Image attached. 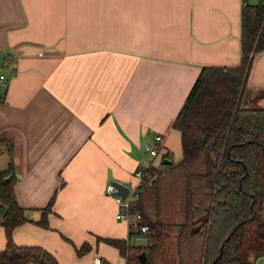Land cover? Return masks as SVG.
<instances>
[{
    "label": "crops",
    "instance_id": "0c3cea01",
    "mask_svg": "<svg viewBox=\"0 0 264 264\" xmlns=\"http://www.w3.org/2000/svg\"><path fill=\"white\" fill-rule=\"evenodd\" d=\"M259 1L0 0V168L13 162L27 217L13 241L59 264H125L104 240L132 237L107 184L133 186L157 165L146 153L157 134L181 158L173 121L203 66L239 64L242 10ZM246 88L242 105L264 107V49Z\"/></svg>",
    "mask_w": 264,
    "mask_h": 264
},
{
    "label": "trees",
    "instance_id": "16d2710c",
    "mask_svg": "<svg viewBox=\"0 0 264 264\" xmlns=\"http://www.w3.org/2000/svg\"><path fill=\"white\" fill-rule=\"evenodd\" d=\"M263 49L260 0L242 10L239 64L203 66L176 115L172 126L180 131L181 158L173 161L161 150L154 157L159 163L144 169L150 177L131 206L154 232L153 244L104 239L118 247L125 264H253L251 258L264 253V107L242 105L252 57ZM16 180L9 161L0 168V225L6 236L0 260L59 264L43 246L13 241V228L27 221L15 197ZM53 198L42 208V225L47 226ZM85 249L83 243L78 252Z\"/></svg>",
    "mask_w": 264,
    "mask_h": 264
},
{
    "label": "built area",
    "instance_id": "2783aa9c",
    "mask_svg": "<svg viewBox=\"0 0 264 264\" xmlns=\"http://www.w3.org/2000/svg\"><path fill=\"white\" fill-rule=\"evenodd\" d=\"M245 4V2H243ZM4 79V74H0V81ZM163 142V136L161 134H157L154 136L153 143L148 144L146 146V151L151 157H156L161 150H165ZM4 145L6 147L9 146V142L5 141ZM134 177L137 179L136 184L133 186H128L129 191L128 193L122 197L120 195H114L112 194L114 191H116V188L114 185L109 182L105 188V192L112 196L116 202L119 205V210L116 212V218L122 219L126 221L128 225V232L130 235H142L143 239L145 240V244L147 246H150L154 242V232L152 231L151 227L148 223L144 222L143 215L138 209H132L131 204L133 203V200H135L138 197L137 188L141 185L144 178H149L150 174L145 172V170L137 169L133 172ZM251 260L253 261V264H264V253L257 256L252 257ZM0 264H14L9 262H2L0 260ZM26 264H37L33 260L28 261ZM94 264H104V261L99 256L94 257Z\"/></svg>",
    "mask_w": 264,
    "mask_h": 264
},
{
    "label": "water",
    "instance_id": "95a60500",
    "mask_svg": "<svg viewBox=\"0 0 264 264\" xmlns=\"http://www.w3.org/2000/svg\"><path fill=\"white\" fill-rule=\"evenodd\" d=\"M155 181V178H153L151 180V182H154ZM111 183L114 185V187L116 188V191H114L112 194L114 195H120L122 197H124L128 191H129V187L128 185L122 183V182H119V181H111ZM147 258V255L145 253L144 250H142L140 253H139V259L144 262Z\"/></svg>",
    "mask_w": 264,
    "mask_h": 264
},
{
    "label": "rangeland",
    "instance_id": "374dc122",
    "mask_svg": "<svg viewBox=\"0 0 264 264\" xmlns=\"http://www.w3.org/2000/svg\"><path fill=\"white\" fill-rule=\"evenodd\" d=\"M249 93V90L246 88L245 90H243V93H242V104L244 105L245 103V98H246V95ZM262 95L258 96L255 100H254V103H253V106H260V103H256L259 101H262L261 98ZM260 97V98H259ZM147 153V152H146ZM148 154V153H147ZM149 155V154H148ZM129 242L131 244H145V240L143 239V236L142 235H138V234H135V235H132L131 239L129 240ZM154 260H156L154 258Z\"/></svg>",
    "mask_w": 264,
    "mask_h": 264
}]
</instances>
